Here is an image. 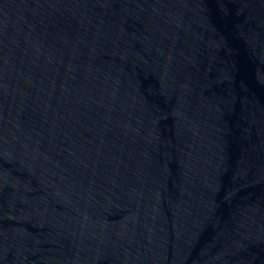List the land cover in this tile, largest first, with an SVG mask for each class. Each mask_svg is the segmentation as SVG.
<instances>
[{
  "label": "water",
  "instance_id": "obj_1",
  "mask_svg": "<svg viewBox=\"0 0 264 264\" xmlns=\"http://www.w3.org/2000/svg\"><path fill=\"white\" fill-rule=\"evenodd\" d=\"M0 264H264V0H0Z\"/></svg>",
  "mask_w": 264,
  "mask_h": 264
}]
</instances>
